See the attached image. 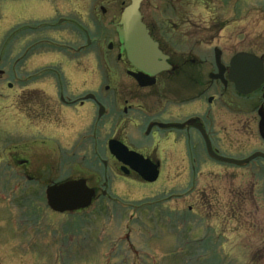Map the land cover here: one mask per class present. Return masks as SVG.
Instances as JSON below:
<instances>
[{
	"label": "rangeland",
	"instance_id": "rangeland-1",
	"mask_svg": "<svg viewBox=\"0 0 264 264\" xmlns=\"http://www.w3.org/2000/svg\"><path fill=\"white\" fill-rule=\"evenodd\" d=\"M130 1L0 0V264H264V181L252 187L233 169L166 168L158 181L133 185L109 176L105 190L116 203L100 198L64 213L49 205L45 190L55 183L94 172L104 181L105 169L90 151L95 141L104 143L100 133L94 137L95 117L84 121L57 101L59 93L70 99L92 93L106 102L105 87H116L122 67L113 23ZM142 12L173 29L181 50L201 57L213 56L215 47L264 53V0H144ZM85 30L92 40L80 52ZM110 41L115 47L109 51ZM39 71L38 82H26ZM108 101L112 112L116 99ZM41 107L50 112L25 126ZM25 131L23 141L35 142L32 156L40 165L34 166L51 179L47 186L20 188L11 175L15 166L8 168L7 148L22 143ZM164 217H173L171 227Z\"/></svg>",
	"mask_w": 264,
	"mask_h": 264
},
{
	"label": "flooded vegetation",
	"instance_id": "flooded-vegetation-1",
	"mask_svg": "<svg viewBox=\"0 0 264 264\" xmlns=\"http://www.w3.org/2000/svg\"><path fill=\"white\" fill-rule=\"evenodd\" d=\"M143 19L153 38L159 42L161 50L168 56L167 61L172 66L170 70L153 75L142 73L130 62L126 51L122 50V43L116 31L118 42L116 58L122 65L121 78L116 87L111 88L107 85L105 92L106 102H109L110 96L114 97L117 107L111 112L108 103L92 93L78 99H70L64 93H59L60 100L57 104L61 105L63 111H76L84 121L92 115L95 117L94 137L97 139L98 133L104 137V143L99 144L95 141L90 149L105 169L104 181L103 173L99 172L91 173L86 178L89 186L96 191L92 203L100 198H107L115 203L118 200L117 197L108 195L105 190L109 185V176L112 179L130 178L131 185L135 182L147 183L131 164L119 160L111 153L109 148L111 139L118 140L130 151L143 155L158 165L159 178L166 168L180 172H199L207 169L213 173L223 168L244 173L246 182H250L252 187L262 186L264 181L262 177L257 180L255 176L264 173V156L257 154H264V82L252 93H240L231 78L232 62L240 51L230 53L223 49L219 60L215 51L213 56L201 57L192 51L181 50L178 47V38L174 40L176 36L172 34L173 29L167 31L161 21L152 18L148 20L144 14ZM179 31L184 33V36L188 35L187 30L178 28ZM88 34V30H85L86 43L79 47L80 52L86 50L91 43ZM23 55L26 58L28 52H24ZM258 56L264 62V53ZM194 70H197L196 73ZM40 72L28 77L26 82L32 81L33 77L38 82V77L43 74ZM53 74L50 72L51 77ZM42 81L44 78L40 79V82L44 83ZM44 85H41L43 91H48L49 87L45 89ZM8 87L13 89V84L8 83ZM33 90L40 91L38 88ZM28 103L31 104V101ZM35 105L33 102L30 106ZM48 112L50 111L41 107L37 115L27 117L28 123L25 126L32 127L33 121ZM27 133L26 131L20 133L22 143L7 148L8 152L10 151L8 168L15 166L14 173L11 170V175L18 178L17 186L20 188L47 186L51 179L43 174L39 167L40 163L32 156L35 142L23 141ZM193 138L198 139V145L193 142L191 146L190 139ZM92 139L93 131L91 142ZM133 139H139L140 142L136 143ZM208 141L211 150L208 149ZM195 147L200 150L198 153L194 151ZM212 151L219 156L236 160H246L254 154L257 155L244 164H237L216 158ZM35 163L39 165L35 167ZM41 163L51 173L53 172L51 164ZM13 191L18 193V190ZM12 197L9 196V199ZM14 198L15 196L13 200ZM183 216L187 217L188 213H184ZM164 219L166 220L164 224L169 227L171 222L167 221L168 217Z\"/></svg>",
	"mask_w": 264,
	"mask_h": 264
},
{
	"label": "water",
	"instance_id": "water-1",
	"mask_svg": "<svg viewBox=\"0 0 264 264\" xmlns=\"http://www.w3.org/2000/svg\"><path fill=\"white\" fill-rule=\"evenodd\" d=\"M144 0H131L124 7L117 30L131 63L144 73L155 74L163 70L171 69L166 61L167 56L159 48V43L153 39L150 30L143 21L141 5ZM105 12L106 9L103 8ZM112 48V44L109 46ZM219 58L220 50L217 49ZM232 80L241 93H250L256 90L264 80V67L262 60L254 54L241 52L235 56L232 66ZM1 73V71H0ZM110 150L119 160L131 164L142 178L153 182L159 176L158 165L145 159L142 155L130 151L127 146L118 140L109 142ZM209 150L211 147L209 145ZM212 154L222 160L243 164L244 161H236ZM48 203L55 211H74L78 208H86L95 195V190L87 185L85 179L68 180L60 184L48 187Z\"/></svg>",
	"mask_w": 264,
	"mask_h": 264
}]
</instances>
